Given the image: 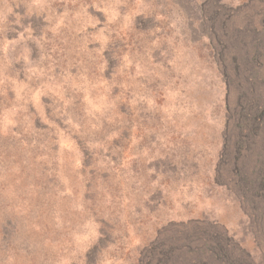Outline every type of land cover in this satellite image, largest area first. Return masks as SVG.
Masks as SVG:
<instances>
[{
	"label": "rangeland",
	"instance_id": "1",
	"mask_svg": "<svg viewBox=\"0 0 264 264\" xmlns=\"http://www.w3.org/2000/svg\"><path fill=\"white\" fill-rule=\"evenodd\" d=\"M0 264H264V0H0Z\"/></svg>",
	"mask_w": 264,
	"mask_h": 264
},
{
	"label": "trees",
	"instance_id": "2",
	"mask_svg": "<svg viewBox=\"0 0 264 264\" xmlns=\"http://www.w3.org/2000/svg\"><path fill=\"white\" fill-rule=\"evenodd\" d=\"M223 250H224V248H221V249H219V251H218L219 254H220V257H229V255H228L226 252H224ZM162 255H163V254H162ZM162 258H163V259H162ZM164 260H168L167 257H163V256H162L161 259H158V258H157L158 263H160V261H164Z\"/></svg>",
	"mask_w": 264,
	"mask_h": 264
}]
</instances>
